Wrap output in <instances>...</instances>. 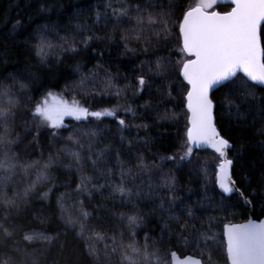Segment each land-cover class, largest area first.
<instances>
[{
	"label": "snow or ice",
	"instance_id": "obj_1",
	"mask_svg": "<svg viewBox=\"0 0 264 264\" xmlns=\"http://www.w3.org/2000/svg\"><path fill=\"white\" fill-rule=\"evenodd\" d=\"M103 9L96 11L95 23L102 19L105 30L112 26L113 35L99 36L88 27L89 34L81 41L85 48L94 40L114 41L116 32L126 53L135 52L130 43L165 45L166 55L156 54L149 73L162 83L160 106L166 108V100L178 99L179 104L156 120L174 124L186 120L184 152L160 157L158 163L148 147L151 140L125 136L132 126L118 118L119 112L121 108L134 116L135 112L119 103L124 90L116 86V78L103 64L81 75L78 83L64 86L62 91L70 99L61 96L52 103L50 91L39 101L29 97L25 102L30 84L40 80L34 74L0 78V264H42L53 248L57 249L53 264H221V260L223 264H264V220L249 219L242 225L228 222L239 206L232 203L234 193L245 205L264 201V167L257 176L255 165H249L247 173H240L238 185L234 160L227 158L233 145L218 126L213 92L223 91L220 105H226L229 119L235 116L237 123L247 124L251 117L253 127L259 120L258 134L264 136V0H108ZM177 28V48L172 49L169 40ZM77 29L82 33L84 26L77 25ZM52 34L43 25L31 36L30 47L42 65L57 47L48 39ZM60 39L64 43L59 47L65 52L78 51L74 41ZM76 72L83 69L77 66ZM137 82L142 90L147 80L142 74ZM40 87L47 85L40 83ZM84 95L115 97L117 103L93 111L78 99ZM177 107L183 109L182 114ZM66 117L78 123L70 126L64 122ZM106 117L116 121V141L110 129L93 122L102 123ZM135 127L148 129L149 125ZM20 129L26 135L35 133L34 142L42 129L50 130L52 137L68 132L67 146L61 151L72 161L67 170L79 174L74 191L82 198L69 202L65 193L56 200L62 228L56 227L54 234H50L51 217L36 214L34 204L50 202L55 186L46 191L41 188L52 182L49 170L61 161L51 156L43 163L23 159L16 151L25 138ZM203 146L218 154L220 163L214 167V179L207 165L196 170L204 176L197 193L202 199L185 200L180 177L164 168L173 162L175 172H182L185 162L192 163L194 148ZM187 174L191 176L192 170ZM97 196L100 201L93 204ZM109 201L129 211L116 213L108 207ZM205 207L216 215L205 218ZM112 219L119 221L121 231L107 226ZM37 221L42 226L39 230L33 226ZM153 221L158 237L150 227ZM141 232L142 243L137 239Z\"/></svg>",
	"mask_w": 264,
	"mask_h": 264
},
{
	"label": "trees",
	"instance_id": "obj_2",
	"mask_svg": "<svg viewBox=\"0 0 264 264\" xmlns=\"http://www.w3.org/2000/svg\"><path fill=\"white\" fill-rule=\"evenodd\" d=\"M107 2L108 0H0V78L9 75H19L22 78H27L30 74L38 76L40 78L39 83L30 84L31 90L28 96L25 97V102L29 97L39 101L48 91L57 100L61 96L70 99L62 91L64 86L66 84L78 83L81 75H88L97 63L103 64L107 73L116 78V86L124 90L119 98V103L123 106L131 107L135 112V116L132 112L125 113L123 108L119 112L118 118L124 119L126 123L132 126L129 131L125 132V136L133 140H151L152 143L148 147L151 153L157 157L158 163L160 157L170 155L180 156L184 152L181 145L184 143L183 136L186 120L181 119L179 124H174L172 121L163 122L156 120V117L166 109L171 110L174 104L178 105L179 100L177 99L172 102L166 100L164 101L166 108L160 106V96L163 92V86L158 78L151 77L149 73V67H154V62L158 58L156 54L166 55L165 45L156 44L155 42L150 45L130 43L129 47L135 49V52L126 53L120 42L119 32L114 34L115 40L112 42L94 40L88 48H85L81 43L89 34L88 27H91L96 35L99 36L113 35L111 25L105 30L102 19L99 23H95L96 11L103 12V6ZM192 2L194 0H187V3ZM18 20L22 23L17 24ZM43 25L49 26L53 34L49 35L48 39L54 45H57V47L52 49L50 60L45 65L40 63L34 50L30 47L34 43L31 40V36L34 35L36 29ZM77 25L84 26L82 33L77 29ZM55 33H58V35ZM60 37H66L70 43L74 41V46L78 51L76 53L65 52L59 47V45L64 43ZM261 38L262 45L264 46V36ZM177 41L178 28L169 40L172 49L177 48ZM145 47L148 48L146 53L143 51ZM101 52L103 53L102 57L98 55ZM177 58L173 57V59ZM145 64H148V67H145ZM77 66L83 69L82 73L77 74ZM142 74L145 76L147 83L141 90L137 77ZM100 79H103V74H101ZM24 82L29 83L27 79H24ZM40 83L47 85V88L40 87ZM87 87L90 89L92 85H88ZM214 94L217 101L216 114L218 126L221 128L225 138H228L233 145L229 151V157L234 160L233 168L237 173L235 179L239 185L241 180L240 173H247L250 170L249 165H255L257 176L261 168L264 167V136L258 134L261 122L257 120L255 122L256 126L253 127L251 117H248L247 124L237 123L235 116L229 119L228 113L224 111L226 105L223 107L220 105V101L224 97L223 91L215 90ZM173 95H176V93H173ZM78 99L93 111L110 108L117 103L115 97L109 98L99 95H84L78 97ZM21 106L23 107V104ZM177 111L181 114L183 113V109L180 107H177ZM64 122L70 126H75L78 123L70 117L65 118ZM93 122L100 123L101 127L110 129L113 141L118 139L119 133L115 119L106 117L102 123L99 121ZM138 124H148L149 128L137 129L135 125ZM18 131L21 137H25L23 143L16 149L23 159L43 163L51 156L59 157L61 161V163L55 164L49 170L52 182L41 188V191H46L55 186L50 202L45 201L34 204L36 214L51 217L50 234H54L56 227L62 228L58 218L56 200L65 193L69 194V202L82 198L74 191L78 183L79 174L75 171L70 172L67 170L68 165L72 161L61 151L67 146L64 141L68 136V132L64 131L58 137H52L50 130L42 129L38 140L34 142L33 137L35 133L26 135L23 129ZM237 157H239V160H237ZM191 160V164L185 162L184 170L180 173L175 172L173 162H169L164 171H172L178 175L180 177L181 196L185 200L190 199L191 201H195L202 199L197 193L201 191L204 180V176L198 175L196 170L201 166L207 165L209 177L214 179V167L219 164L220 160L218 155L211 150H193ZM241 164L245 167L241 168ZM189 170H192L191 176L187 174ZM87 174H91L90 170ZM31 179L35 180V173L32 174ZM253 180H255V177H253ZM105 196H107V193H105ZM99 201L100 197L97 196L92 203L95 204ZM232 203H237L239 206L233 209L228 222L233 223L247 220L251 213L250 207H247L239 195L235 193L232 195ZM85 204L87 207V200ZM108 207L116 213L129 211L119 203L111 201L108 202ZM87 210L91 211L92 209L91 207H87ZM252 212L255 219L263 218L264 201L257 199L255 205L252 206ZM203 215L206 218L216 214L211 208L205 207ZM33 226L38 230L42 227L38 221L34 222ZM107 226L117 231L122 230L117 219L110 220ZM150 227L155 229V234L158 237L159 228L156 221H153ZM219 228L222 230V225H219ZM63 239L64 237H61V242H63ZM137 239L141 243L143 242V232L139 234ZM56 257L57 249L53 248L47 256L46 261H42V264H53V260ZM221 264H223V260H221Z\"/></svg>",
	"mask_w": 264,
	"mask_h": 264
},
{
	"label": "water",
	"instance_id": "obj_3",
	"mask_svg": "<svg viewBox=\"0 0 264 264\" xmlns=\"http://www.w3.org/2000/svg\"><path fill=\"white\" fill-rule=\"evenodd\" d=\"M261 45H262V38H261ZM263 46V45H262ZM215 91V89L213 90V92ZM67 118V117H66ZM194 150H211V151H213L211 148H209V147H207V146H203V147H201V148H194ZM231 150V149H230ZM229 150V151H230ZM229 151H228V156H227V158L228 159H231L230 157H229ZM218 155V154H217ZM220 163V162H219ZM247 207H250V209H251V213H250V215H249V218L247 219V220H244V221H242V222H233L232 224H237V225H242V224H245V223H247L248 222V220L249 219H252V220H255V221H257V222H259L260 220H264V217L263 218H261V219H255L254 218V215H253V212H252V205H246Z\"/></svg>",
	"mask_w": 264,
	"mask_h": 264
},
{
	"label": "rangeland",
	"instance_id": "obj_4",
	"mask_svg": "<svg viewBox=\"0 0 264 264\" xmlns=\"http://www.w3.org/2000/svg\"><path fill=\"white\" fill-rule=\"evenodd\" d=\"M55 101H58V100L56 98L52 97V96L49 98V102L50 103L55 102Z\"/></svg>",
	"mask_w": 264,
	"mask_h": 264
}]
</instances>
